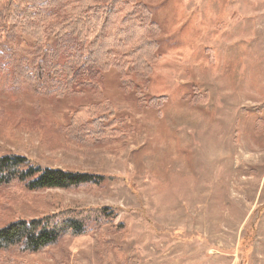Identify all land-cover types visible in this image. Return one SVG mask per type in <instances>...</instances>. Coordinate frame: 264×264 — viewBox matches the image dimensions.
<instances>
[{"label":"rangeland","instance_id":"1","mask_svg":"<svg viewBox=\"0 0 264 264\" xmlns=\"http://www.w3.org/2000/svg\"><path fill=\"white\" fill-rule=\"evenodd\" d=\"M148 7L161 34L146 83L110 69L97 98L60 96L45 50L0 25L12 61L11 78L0 74V157L104 179L97 189L1 188L0 228L41 220L59 232L72 221L90 233L36 254L0 251V264H264V0ZM136 85L162 107L138 104ZM100 102L128 137L69 141L73 112Z\"/></svg>","mask_w":264,"mask_h":264},{"label":"trees","instance_id":"2","mask_svg":"<svg viewBox=\"0 0 264 264\" xmlns=\"http://www.w3.org/2000/svg\"><path fill=\"white\" fill-rule=\"evenodd\" d=\"M158 1L0 0V25L17 29L45 50L56 84L53 88L60 96L87 94L97 98L101 96L103 75L110 69L130 77L131 84L146 83L151 63L159 53L157 39L161 34L148 5ZM48 39L53 40L50 51L45 49ZM1 41L0 34L3 77L12 61L3 53ZM10 72L8 69L3 79L9 80ZM134 89L138 104L144 107L160 108L165 102L164 98L146 100L137 85ZM113 117V108L104 102L78 107L71 115L67 139L88 146L122 142L129 133ZM103 182V177L86 173L39 169L20 156L0 157V189L14 183L30 192L97 189ZM89 233L90 229L72 221L56 232L47 229L41 220H18L0 228V251L36 254L54 247L61 239Z\"/></svg>","mask_w":264,"mask_h":264}]
</instances>
